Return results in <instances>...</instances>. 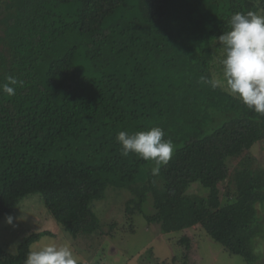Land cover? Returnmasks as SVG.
I'll list each match as a JSON object with an SVG mask.
<instances>
[{
	"label": "trees",
	"instance_id": "trees-1",
	"mask_svg": "<svg viewBox=\"0 0 264 264\" xmlns=\"http://www.w3.org/2000/svg\"><path fill=\"white\" fill-rule=\"evenodd\" d=\"M248 11L264 12V0H0V84L23 81L0 94V220L38 195L76 238L93 201L125 191L130 214L151 201L142 215L162 234L199 226L258 264L264 169L250 149L264 141V114L201 82L213 78L230 16ZM152 127L174 144L158 176L116 142ZM43 236L52 234L30 233L12 252L0 243V264H24ZM178 243L189 250L187 238Z\"/></svg>",
	"mask_w": 264,
	"mask_h": 264
},
{
	"label": "rangeland",
	"instance_id": "rangeland-1",
	"mask_svg": "<svg viewBox=\"0 0 264 264\" xmlns=\"http://www.w3.org/2000/svg\"><path fill=\"white\" fill-rule=\"evenodd\" d=\"M221 56L217 43L211 67L213 78L220 71ZM262 142L254 144L250 151L264 169ZM233 164L230 165L233 167ZM200 190L203 191V188ZM198 191V184L195 183L187 189V194ZM150 203L146 204L142 213L151 214ZM134 208V199L127 192L110 190L103 200L91 203L92 222L74 238L55 222L39 196L32 195L22 199L16 209L7 215L13 217L11 225L6 223L7 216L0 220V243L5 250L12 252L30 233L49 231L52 236L41 237L30 248L53 242L67 243L78 261L86 264H246L240 257L227 254L199 226L165 235L157 226L147 225L142 213L130 214ZM258 212L264 216V208H258ZM182 236L188 239L189 250L178 243ZM255 250L262 255L258 264H264V238L257 240Z\"/></svg>",
	"mask_w": 264,
	"mask_h": 264
},
{
	"label": "clouds",
	"instance_id": "clouds-1",
	"mask_svg": "<svg viewBox=\"0 0 264 264\" xmlns=\"http://www.w3.org/2000/svg\"><path fill=\"white\" fill-rule=\"evenodd\" d=\"M222 56L220 71L214 77H201V82L213 89H221L239 98L242 104L256 113L264 114V12H236L228 20L227 30L216 38ZM0 84V94L14 96L16 86L23 81L7 76ZM164 131L152 127L147 131L129 134L120 131L116 142L121 155L134 153L142 159L152 161V176L160 174L161 166L167 164L174 152L170 139H163ZM11 225L13 217L7 216ZM24 264H79L71 246L67 243H47L34 247L26 253Z\"/></svg>",
	"mask_w": 264,
	"mask_h": 264
}]
</instances>
